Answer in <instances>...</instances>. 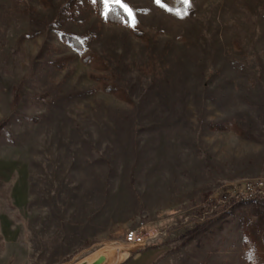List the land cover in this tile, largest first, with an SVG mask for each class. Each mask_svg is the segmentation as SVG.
Returning a JSON list of instances; mask_svg holds the SVG:
<instances>
[{
    "label": "rangeland",
    "instance_id": "rangeland-1",
    "mask_svg": "<svg viewBox=\"0 0 264 264\" xmlns=\"http://www.w3.org/2000/svg\"><path fill=\"white\" fill-rule=\"evenodd\" d=\"M95 2L0 0V264H264V0Z\"/></svg>",
    "mask_w": 264,
    "mask_h": 264
},
{
    "label": "trees",
    "instance_id": "trees-1",
    "mask_svg": "<svg viewBox=\"0 0 264 264\" xmlns=\"http://www.w3.org/2000/svg\"><path fill=\"white\" fill-rule=\"evenodd\" d=\"M95 6L98 14L108 23L112 24H126L128 20V16L126 13L123 11V9L119 6H115L112 9H110L106 14L101 13V3L100 0H97ZM77 48H79V45H76ZM98 68L103 69L101 66H97ZM108 78L107 77H97L96 80L101 83V88L103 89L104 92L114 94L117 96L119 99L125 101V102H130L131 100L128 99L125 95V92L123 91L122 88H120L117 84L113 82H107ZM226 128V126L222 127ZM232 187H225L221 189L218 193L219 197L223 196L225 194H229L232 191ZM232 199V198H231ZM230 200V199H229ZM251 201H253L256 205V208L254 210V215L257 216V224H255L256 227H260L262 232L264 231V197L262 195H257L254 197ZM217 203V201H214ZM230 202V201H229ZM215 203V204H216ZM221 203H217L216 205H220ZM251 226V225H250ZM253 227V225H252ZM257 238V237H256ZM263 241V240H262ZM264 243V242H263Z\"/></svg>",
    "mask_w": 264,
    "mask_h": 264
},
{
    "label": "built area",
    "instance_id": "built-area-1",
    "mask_svg": "<svg viewBox=\"0 0 264 264\" xmlns=\"http://www.w3.org/2000/svg\"><path fill=\"white\" fill-rule=\"evenodd\" d=\"M262 185L263 183H259L258 185ZM260 185V186H261ZM255 186V185H254ZM253 185H250V184H246V185H243L241 187V192H242V195H244L245 193L246 194H250V191H253L256 189V186L254 187ZM262 194V191L259 190ZM249 192V193H248ZM258 192V191H256ZM239 190L238 189H232V191L229 193V194H225L221 197V200L223 202H226L228 201L229 199L231 198H234L236 196H240L239 195ZM256 194V193H255ZM260 194V193H259ZM251 195V194H250ZM254 195V193H253ZM252 195V196H253ZM246 196V195H245ZM127 241L129 243H135V244H141V245H144L145 243V239H144V236L142 234L141 231H138L137 229H131L128 233H127Z\"/></svg>",
    "mask_w": 264,
    "mask_h": 264
},
{
    "label": "snow or ice",
    "instance_id": "snow-or-ice-1",
    "mask_svg": "<svg viewBox=\"0 0 264 264\" xmlns=\"http://www.w3.org/2000/svg\"><path fill=\"white\" fill-rule=\"evenodd\" d=\"M93 2H95V0H93ZM116 3H119L121 4V6L124 8V10L128 13V15L130 17H132V20H133V26H135V16L133 14V11L132 9L125 3H123V0H115ZM157 2L159 3L160 0H157ZM185 2H187V0H185ZM105 3H106V6L108 5L109 3V0H105Z\"/></svg>",
    "mask_w": 264,
    "mask_h": 264
},
{
    "label": "crops",
    "instance_id": "crops-1",
    "mask_svg": "<svg viewBox=\"0 0 264 264\" xmlns=\"http://www.w3.org/2000/svg\"><path fill=\"white\" fill-rule=\"evenodd\" d=\"M140 253H142L141 256H140V258H141V262H139L138 264H147V259H146V256H147V255H145L144 252H140ZM130 255H131V252H130ZM133 256H134V255L129 256V258L123 260V262L120 263V264H134V263L132 262V261H133Z\"/></svg>",
    "mask_w": 264,
    "mask_h": 264
},
{
    "label": "water",
    "instance_id": "water-1",
    "mask_svg": "<svg viewBox=\"0 0 264 264\" xmlns=\"http://www.w3.org/2000/svg\"><path fill=\"white\" fill-rule=\"evenodd\" d=\"M107 260V256L105 254H100L93 261L88 264H103Z\"/></svg>",
    "mask_w": 264,
    "mask_h": 264
}]
</instances>
